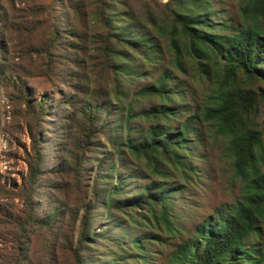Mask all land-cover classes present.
Segmentation results:
<instances>
[{"label": "trees", "instance_id": "obj_1", "mask_svg": "<svg viewBox=\"0 0 264 264\" xmlns=\"http://www.w3.org/2000/svg\"><path fill=\"white\" fill-rule=\"evenodd\" d=\"M149 1L154 4L152 9L147 6L137 11L126 5V0H91V17L103 29L98 48L109 53L101 60L102 73L98 79H109L111 90L106 94L94 85L96 88L91 93L87 81L80 83L71 78L68 86L72 91L86 94L80 110L85 116L79 127L81 134L73 140L79 142L80 152L74 154L67 149L68 156L63 161L57 160L51 171L59 178L78 174L86 153L95 150V138L102 135L112 148V155L121 157L128 152L134 158H143L150 173L161 178L154 177L139 185L141 192L137 195L124 196L126 190L121 181L113 187L106 185L116 167L110 160L112 157L106 160L103 157L98 161L90 200L84 201L80 218L81 207L69 203L68 181L52 184L49 196L46 193L43 197L49 198L50 207L35 201L37 184L48 172L43 166L46 154L39 127L48 104L43 96L35 100L28 87L30 81L39 77L55 82L62 73L56 60L57 50L68 46L78 48L77 40L62 42L61 34L65 30L53 22L47 25L48 38L28 46L16 64L2 61L4 48L0 38V87L24 103L34 121V128L30 127L33 152L28 156V171L18 192L25 204V218L19 225L23 230L56 229L65 220L73 236L65 234L71 243L64 246L72 254L74 264L89 261L82 252L91 239L103 241L108 237H112V245L118 248L114 250L111 246L108 252L111 259L104 264L126 261L123 244L132 234L126 221L136 222L134 212L138 207L147 208L156 224L161 222L167 230H173L166 207L178 186L165 179L169 173L160 164L167 161L176 168L183 164L180 158L188 149L187 137L194 124L201 122L211 125L213 133L225 141L234 175L241 181V194L235 202L223 204L215 214L197 222L170 252L165 264H264V123L260 121L264 117L261 115L264 113V0H241L236 23L208 18L211 13L208 0ZM10 19L8 15L5 26L11 24L16 29L19 21L13 23ZM5 21L0 16L2 26ZM69 33L77 36L75 30ZM164 53L170 55L172 67L163 68L153 83L131 90L132 83L145 76L143 67L160 61ZM182 57L196 61L200 74L206 73L201 61L212 60L210 92L187 117L183 116L185 109L180 104H172L175 98H182L174 82V70H183ZM65 97L69 98L62 100ZM145 98L158 103L144 107L140 101ZM63 102L75 105L77 101L73 95L65 94L53 108H59ZM72 116L75 119V111ZM135 119L146 120L147 124L136 127ZM173 122H178L177 126L173 127ZM53 188L59 199H54ZM76 188L77 182L72 191ZM98 207L106 211V218L112 222L105 224L101 232H91L89 226ZM114 211L125 213L127 220L121 214L116 216ZM123 228L127 229L126 233L121 232ZM140 238L130 239L131 249L142 261L150 263L142 255L146 248Z\"/></svg>", "mask_w": 264, "mask_h": 264}, {"label": "rangeland", "instance_id": "obj_2", "mask_svg": "<svg viewBox=\"0 0 264 264\" xmlns=\"http://www.w3.org/2000/svg\"><path fill=\"white\" fill-rule=\"evenodd\" d=\"M208 1L211 10L210 15H207L208 18L224 23H236L239 20L241 0ZM126 2L127 6L137 11L147 6L148 9L154 7L149 0H126ZM90 4L91 0H0V16L4 21L8 15L11 17V22L19 21L16 29H13L11 24L5 26L6 21L3 26L0 23L3 57L6 59L2 61L19 64V56L25 55L28 46L40 44L43 38H48L45 35L53 22H56L57 28L65 30L60 33L62 42L68 44L77 40L78 48L68 46L66 49L57 50L56 60L62 73L55 82L39 77L30 81L31 85L28 87L35 100L43 96L46 97L48 104L45 118L39 125L46 154L43 166L48 172L45 171L37 184L35 201L41 206L50 207L49 198L43 197L46 193L49 196V190L55 182L68 181L70 185L67 188L71 189L68 194L69 203L71 206L81 207L79 218L84 212V201L90 200L99 159L113 158L110 160L114 162L116 169L111 171L113 177L106 185L113 187L121 181L123 190H126L124 196L137 195L141 192L138 189L139 185L149 182L151 178L160 177L150 173V167L143 158H134L128 152L123 153L121 157L112 155V148L102 135L95 138L97 140L96 145H93L95 150L86 153L82 170L78 174L59 178L60 176L51 171L58 163L57 160L63 161V158L68 156L67 149H71L74 154L80 152L79 142L74 143L76 141L74 137H79L81 134L79 127L85 116L80 110L86 94H76L68 85L74 79L80 83L87 81L90 85L87 90L91 93L95 86L100 87L106 94L111 90L109 79L103 81L98 79V75L102 73L101 60L109 53L98 48L99 35L103 29L101 24L91 17L90 12L93 8ZM71 30H75L77 36L69 33ZM170 59V55L164 53L160 61L143 67L145 76L138 81L135 80L131 90L153 83L163 68L172 67ZM182 63L183 70H174V82L178 84L177 89L182 98H175L172 104L174 106L180 104L185 109L183 116L187 117L195 106L205 101L210 92L213 81L210 74L212 60L201 61V67L206 70V73L203 71L201 74L196 61L182 57ZM65 94L75 97L77 101L75 105L63 102L59 108H53L56 101ZM66 98L69 97L62 100ZM140 102L144 107L158 103L157 100L147 98ZM74 111L75 119L72 116ZM262 114L264 115L263 112ZM260 121L264 123V117ZM33 124L34 121L26 105L10 96L4 87H0V206L5 208V210L0 208V264H74L72 254L64 246L71 243L69 238L64 237L65 234H70V238L73 236L67 230L65 220L59 222V227L56 229L28 227L23 230L19 225V222L25 218L23 213L25 204L18 192L28 171V156L33 152L30 136V127L34 128ZM145 124H147L146 120H134L136 127ZM177 124L178 122H173L171 125L175 127ZM213 132L211 125L195 123L193 131L186 140L188 149L180 158L183 164H178L177 168L167 161L160 164L161 168L169 173L165 179L172 182L173 186H178V190L169 199L166 207V215L172 221V231L167 230L161 222L156 224L150 211L145 207H138L134 212L135 223L129 222L125 213L114 211L118 217L120 216L118 214H121L132 229V234L126 237V242L123 244L126 248L123 254L127 255V259L120 264L167 263L170 252L188 236L197 222L215 214L223 204L233 203L238 199L242 190L241 181L234 175L225 141ZM76 182L78 188L74 192L72 188ZM53 192L54 199H59L54 188ZM155 213L159 214L158 209ZM105 214L106 211L98 207L89 226L91 232H101L105 224L112 222V219L108 220ZM121 232L126 233L127 229L123 228ZM134 236L142 237L140 239L144 240L146 250L142 255L150 263L142 261V258L131 249L130 239ZM112 243V237L103 241L91 239L83 247L82 255L89 260L85 264L108 262L111 259L108 252L111 246H114ZM113 248L117 250L118 247Z\"/></svg>", "mask_w": 264, "mask_h": 264}, {"label": "built area", "instance_id": "obj_3", "mask_svg": "<svg viewBox=\"0 0 264 264\" xmlns=\"http://www.w3.org/2000/svg\"><path fill=\"white\" fill-rule=\"evenodd\" d=\"M161 1L165 2V1H167V0H161Z\"/></svg>", "mask_w": 264, "mask_h": 264}]
</instances>
